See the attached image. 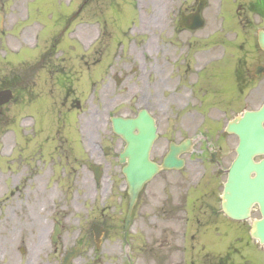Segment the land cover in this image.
I'll return each mask as SVG.
<instances>
[{
    "label": "rangeland",
    "instance_id": "obj_1",
    "mask_svg": "<svg viewBox=\"0 0 264 264\" xmlns=\"http://www.w3.org/2000/svg\"><path fill=\"white\" fill-rule=\"evenodd\" d=\"M232 1L208 0L204 28L188 33L178 30L180 14L198 0H0V90L8 86L16 96L0 107V264L32 256L57 264L44 237L53 221L63 231L59 248L84 249L73 264H122L112 227L100 252L88 234L97 219L120 224L124 144L110 119L136 115L138 68L147 66L159 87L158 78L171 77L185 100L206 109L234 101L241 113L263 102L254 89L261 83L235 75L245 76L259 53L264 22L237 18ZM189 63L190 72L180 66ZM25 79L37 81L40 107L23 101ZM91 164L101 166L99 184ZM248 242V234L240 237L238 262L251 255L264 264V249L252 251Z\"/></svg>",
    "mask_w": 264,
    "mask_h": 264
},
{
    "label": "flooded vegetation",
    "instance_id": "obj_2",
    "mask_svg": "<svg viewBox=\"0 0 264 264\" xmlns=\"http://www.w3.org/2000/svg\"><path fill=\"white\" fill-rule=\"evenodd\" d=\"M232 3L239 18L246 8L245 13L264 22L261 12L264 0H233ZM196 8L185 10L182 14H191ZM248 64L245 76L234 74L235 80L246 81L245 78H249L251 82L261 83L262 87L257 89L262 88L264 98V55H258ZM190 67V64L185 67L181 65L183 70L189 72ZM137 71L140 75L136 85V116L145 109L156 119L159 131V138L152 149V159L160 166L168 157L176 163L170 170H161L143 187L127 229L125 221L129 196L126 186L122 187L119 197L121 226L116 229L107 219H97L92 221L90 227L96 224L102 228L103 241L110 227L113 231H119L122 264H125V259L127 264H241L238 262L239 240L246 233L249 234L248 224L251 227L253 220L260 218V206L254 205L250 222H237L224 213L229 169L237 157L238 144V138L227 133L226 128L237 115V105L234 101L224 102L222 107L217 108L218 117L214 118L211 108L202 107V103L196 104L197 100L194 99L185 100L173 86L171 77L158 78L159 87L147 74V66H141ZM186 76L178 75V78L181 81ZM32 82L31 85L25 79L23 86V100L27 108L31 105L40 107L41 102V89L36 80ZM164 89L167 93L163 92ZM68 91L65 92L68 94ZM262 159L264 157L257 158V162ZM55 227L60 230L54 241ZM50 228L44 237L52 245L48 253L57 256V264H60L59 259L62 260L75 248L80 249V255L84 253L82 245H62L59 248L62 228L56 221ZM88 236L91 239V234ZM247 247H252L253 251L260 250L257 243L253 245L251 241ZM24 264L39 263L32 256L27 257ZM242 264L258 262L249 255Z\"/></svg>",
    "mask_w": 264,
    "mask_h": 264
},
{
    "label": "water",
    "instance_id": "obj_3",
    "mask_svg": "<svg viewBox=\"0 0 264 264\" xmlns=\"http://www.w3.org/2000/svg\"><path fill=\"white\" fill-rule=\"evenodd\" d=\"M204 2L199 6L196 14L183 17L182 27L199 29L203 26L200 11ZM259 44L264 50V33L259 34ZM13 98L11 91L0 93V105H5ZM113 131L126 143L124 154L121 155V163H126L123 173L127 178L130 188V206L128 221L135 205L137 195L145 183L149 182L161 168L150 160V152L157 139L155 121L143 111L137 119L112 118ZM239 138L237 149L238 157L230 169V181L228 190L235 197V207L226 209L230 217L236 220L249 218L251 208L255 202L261 206L262 220L254 222L251 235L264 245V161L255 163L254 158L264 155V106L257 112H246L244 116L235 119L228 128ZM138 132V134H136ZM170 161L166 160L163 167L169 169ZM96 180L99 181L101 173L97 167H93ZM256 173L255 179L251 178ZM233 186V190H232ZM234 202V200H233ZM96 240L99 242L101 235L95 231ZM68 260V259H67Z\"/></svg>",
    "mask_w": 264,
    "mask_h": 264
},
{
    "label": "bare ground",
    "instance_id": "obj_4",
    "mask_svg": "<svg viewBox=\"0 0 264 264\" xmlns=\"http://www.w3.org/2000/svg\"><path fill=\"white\" fill-rule=\"evenodd\" d=\"M142 22H143V18L141 17V18H140V25H141V26H142ZM92 28H94V27H92ZM27 33H29V32H28V31H25V32H24V34H27ZM9 142H10V139L7 138L6 149H5V151H6V150H9V149L12 147L11 142H10V143H9ZM10 205H11V204H10ZM10 205H9V207H10Z\"/></svg>",
    "mask_w": 264,
    "mask_h": 264
}]
</instances>
